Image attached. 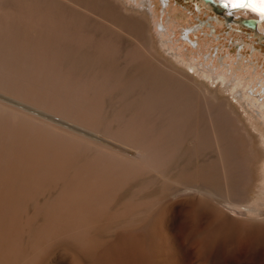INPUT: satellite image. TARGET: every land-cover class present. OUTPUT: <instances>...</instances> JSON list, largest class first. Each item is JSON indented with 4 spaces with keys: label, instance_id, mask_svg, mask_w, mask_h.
Masks as SVG:
<instances>
[{
    "label": "bare ground",
    "instance_id": "6f19581e",
    "mask_svg": "<svg viewBox=\"0 0 264 264\" xmlns=\"http://www.w3.org/2000/svg\"><path fill=\"white\" fill-rule=\"evenodd\" d=\"M191 1L196 10L212 12L202 0ZM160 2L166 27L155 17ZM171 2L176 3L0 0V172L31 207L29 212L24 205L20 221L0 216V264H165L147 229L159 214L157 231L167 243L172 214L190 199L194 209L210 211L209 222L201 220L203 230L206 224L213 230L199 248L205 264L216 260L233 223L252 235L238 251L237 264L260 246L264 131L224 97L229 92L240 104L235 83L218 89L216 78L191 62L181 57L174 64L163 57L165 42L156 25L174 37L183 21L191 23L192 13ZM219 15L230 29L251 20L249 29L264 38L258 11L229 5ZM220 25L214 15L188 27L192 34L200 30L212 37L190 41L198 53L222 39L216 33ZM238 44L241 61L246 43L240 39ZM223 48L222 43L218 51ZM254 53L250 58L258 64L260 55ZM224 59L231 60L232 53ZM188 70H196L198 80ZM199 101L206 112L211 104L225 110L219 113L228 114L233 125L212 117L218 109L205 116ZM242 157H247V176L237 182L244 178L235 171ZM165 207L171 215L163 213ZM137 233L138 252H117L105 263L90 260V254L120 241L127 244ZM63 241L67 249L58 247Z\"/></svg>",
    "mask_w": 264,
    "mask_h": 264
},
{
    "label": "rangeland",
    "instance_id": "374dc122",
    "mask_svg": "<svg viewBox=\"0 0 264 264\" xmlns=\"http://www.w3.org/2000/svg\"><path fill=\"white\" fill-rule=\"evenodd\" d=\"M174 1H176V3H179L177 5L179 10L188 9V11L184 10V12L186 14L192 13L193 19H192V15H188V17H190L191 23H188L187 25L184 26V21H183L181 24L182 27L177 28V33L174 37H173L172 33H166L165 34L164 31L162 29H160V27H158V25H156V32L158 34L160 33L159 40H162L165 42L163 52H161L163 57L167 58L168 61L172 60V62L174 64H176V62H177L176 60L180 59L181 57H182L181 60H184L185 63L189 64L191 62L190 64L192 65V67L194 69L200 70L202 72V74L208 75L210 77V79L216 78L214 80L215 86H213V87L218 86L219 87L218 89H221L220 87H222V86L224 87L225 85H230L229 89H232V87H234V85H232V83H235L236 87H234V89H235L234 94H236V93H237V95L239 94L238 95L239 96L238 101L240 104H238L236 100L231 98V95L229 92L224 93L223 94L224 97L227 98L228 101H230L232 104H234L235 108L237 109L239 114L242 115L243 118L246 119L247 116L252 117L253 120L264 131V38L263 39L256 38L258 35H261V34H259V32L254 31L255 29L250 30L249 28H245L244 26H241V25L239 26L238 24H237V26L239 28H241L240 29L241 31H236L234 27H237V26H235V25H233V28H231V29L227 28L225 22L223 21L224 18L221 17V15H217L219 20L222 22V25H220V27H219L220 31H218V29H217L216 33L220 34V35H218V37H221L222 39H218V41H215L214 43H212L211 47L208 45L209 51H208V49H206V51H204V49H203L201 53H198L196 51L193 43H190V41H196L195 37H198L199 43H202V41L212 40V37L203 35L202 32H200V30H198L192 34L188 31V27H194L195 25H198L199 22L201 21V19H202V21H204L206 19H210V17H214V14L212 12H209V11L204 10L202 8H201L202 10L200 9L201 11L196 10V7H194L192 5L191 0H174ZM176 3L173 2L172 4L176 6ZM162 9H164L162 2H160V4L157 3L155 17H157V19H156L157 22L162 23L166 27L167 15L162 14ZM202 11H204V13H202ZM202 15H204V16L202 17ZM206 15H208V17ZM194 17H196L195 20H194ZM235 21H238V20H235ZM212 24H214V23H212ZM157 27H158V31H157ZM202 29H204V28H202ZM185 35H186V37H185ZM240 39H242V41H244V43H246L245 51H244V49H242V51H240V53H242V55H244V57H246V58L241 59V61L239 60V56H238V46H239L238 42L240 41ZM166 41H167V43H166ZM222 43L224 44L225 48H223L222 52H221V51H218V49H220V45H222ZM217 45H218V47H217ZM253 50L255 51L254 55H256V54L260 55V57H256V59H258V64L255 63L254 59L250 58L251 57L250 53ZM227 52L232 53V59L231 60L230 59H227V60L224 59ZM260 61L262 63L263 68H261L259 66ZM196 70L195 71L194 70H188V71L191 72V74L194 73L195 75H193V77L198 80L197 75H199V74H197ZM220 74H222L223 77H218V75H220ZM248 78H250V79L247 80ZM199 82H200V80H199ZM203 82H204V80H203ZM200 102L201 101L198 102L199 103L198 105L201 108V106L203 107L204 105L202 102L201 103ZM211 105L214 107L211 109L212 106H210V107L208 106V110H209L208 112H206L207 110L206 111L204 110L206 108H204V107L202 108V110L204 111V115L207 116V114L209 112H211V115H212V113L218 109V112L216 111L214 113L215 114L217 113L216 116L218 115L217 117L219 119H217V117L215 116L214 113H213L214 116H212V117L213 118L215 117V119L217 121L220 120V122L224 126L228 125V122L231 121L232 119L230 118V116L228 114L225 116L224 113H226V111L220 107H216L215 104H211ZM240 105H242V106H240ZM202 110H201V112H202ZM219 110L221 112H224L223 113L224 118L222 117L221 112L219 113ZM205 112H206V114H205ZM220 117H222L221 119H223V120H221ZM226 120H229V121H226ZM220 122H219V124H220ZM223 125H220V126H223ZM230 125H233V122L231 124H229L228 126H230ZM226 129H227L226 132L231 133V130L229 128H226ZM246 160H247V157L246 158L242 157L236 163V170L235 169L234 170L237 172V174L239 176L244 174V178H242L243 176L240 177L238 180H236L237 182L243 181L245 179V177L247 176V169L245 166ZM9 163L11 165L12 161H9ZM241 171H243V172H241ZM0 178H1L0 179V204H1L0 207L2 206L0 208V211H3V212H0V216H6L7 218H12V219L15 218V220L20 221L25 216L24 205L25 204L27 205L28 211L30 212V210H31L30 204H28L29 202H27V203L24 202L22 200L24 198L18 196V194L16 193V187L10 183V180L8 182V178L6 177L5 174L0 172ZM188 202H189V205L187 206L188 208L186 207L185 209L181 210L180 212H176L178 215L176 213H175L176 215L174 213L172 214L173 218H175V221H171L169 223L172 225V228H171V225L168 224L167 231L165 234H167L168 238H169V235L171 237L170 238L171 240H169L167 238L170 241V245H169L170 248L167 247L169 244L168 240L166 243V240H163L162 236L159 237V233L157 231V230H159L158 223L160 222L159 220L161 219L159 214H156L154 216L153 220L150 223V226L147 229V232L150 234V236L152 238V244L154 247V251L157 253L158 256L160 254V256H161V258L165 264H168V263H170V264H175V263H178V264H196V263L199 264L200 263V264H202V263H204L205 264V262H206V260H205L206 256L202 252L201 253L203 254V256H201L202 254L200 255V249L199 248L203 244L207 243V241L209 240V238L211 237V235L213 233V230L211 228H208V224H206V226L204 227V230H203L202 224L205 225V223H202L203 221H201V220H204L205 218H207L204 220V222L208 220L206 222V223H208L209 222L208 218L211 217L209 214L210 211L204 210V209H194V206L192 205L194 200L192 201L190 199ZM190 202H192V203L190 204ZM16 205H17L16 209L13 210L12 208H14V206H16ZM190 205H192V206H190ZM190 207L192 208L191 211L189 209ZM166 209H167V211H166ZM186 209L189 211H187ZM163 210H164L163 213L168 212V216L171 215L170 210L168 211L167 207L163 208ZM181 212H183V213H181ZM189 212H190V215H189ZM199 213H200V215H199ZM195 215H196V217H195ZM200 221H201V223H200ZM153 227L157 231L156 233H154L155 230ZM263 227L264 226H261L260 230L258 232L259 233L258 238H259L260 246L258 248H256V250L250 251L248 253V256L246 257V259H244V262H242L241 264H244V263L245 264H264V241L263 242L261 241V240H264V228ZM168 229H170V230L168 231ZM251 236L252 235H250V233H248L246 230H244V228L240 224L233 223L231 230L227 233V235L222 236L223 240H221V244L219 245L220 251L218 253V256L216 257V260L211 258L209 264H237L236 261L238 260V251L240 250V248L246 247V244L248 245L249 241L247 242V240L248 239L250 240ZM235 237H237L238 240ZM136 238H138L140 240V235L138 233L135 234V236L132 237V239L129 242L127 241V244L120 241V242H117L116 246H112L113 244H115V243H113L112 245L105 246V247L97 250L93 254H90L89 258L93 262L105 263L109 258H111L117 252H121V251H123L124 253L138 252L140 247L137 245V244H139V241ZM232 239L233 240L236 239V240L233 241ZM242 239H244V240H242ZM136 242H138V243H136ZM228 242H230V243L232 242V243L230 244ZM233 242L236 243V245L233 246V244H234ZM243 242H245V243H243ZM62 243H63V245H62ZM122 245L124 247H122ZM196 245L198 247V248H196L197 251L195 249ZM243 245H245V246H243ZM58 247L62 248V249H67L69 247V244L66 241L65 242L63 241V242H60L58 244ZM65 247H67V248H65ZM193 248L195 249V253H193L194 252ZM167 249H169V251ZM165 250H167V251H165ZM171 253L173 256L170 255ZM176 253H178V254L176 255ZM196 253H198V254H196ZM195 254H196V256H195L196 258H198V257H200V258L196 259L195 257H193ZM220 255H221V257L222 256L223 257L221 258ZM165 257H166V259H165ZM202 258H204V259H202ZM169 259H171V260H169ZM200 259L202 260V262ZM172 260H174V261H172ZM197 260H199V262H197ZM250 260H251V262H250ZM167 261H169V262H167Z\"/></svg>",
    "mask_w": 264,
    "mask_h": 264
},
{
    "label": "snow or ice",
    "instance_id": "6c2138e0",
    "mask_svg": "<svg viewBox=\"0 0 264 264\" xmlns=\"http://www.w3.org/2000/svg\"><path fill=\"white\" fill-rule=\"evenodd\" d=\"M264 4V0H226L225 6H231L234 9L251 8L252 11H258L261 19L264 20V7H257Z\"/></svg>",
    "mask_w": 264,
    "mask_h": 264
},
{
    "label": "water",
    "instance_id": "95a60500",
    "mask_svg": "<svg viewBox=\"0 0 264 264\" xmlns=\"http://www.w3.org/2000/svg\"><path fill=\"white\" fill-rule=\"evenodd\" d=\"M202 1L211 6L212 12L214 15H219L221 10L227 8L223 2H219L217 5L213 2V0H202ZM242 24L244 27L251 28V29L254 28V22H252L251 20L242 22Z\"/></svg>",
    "mask_w": 264,
    "mask_h": 264
}]
</instances>
